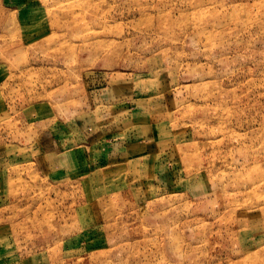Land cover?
Masks as SVG:
<instances>
[{"label": "rangeland", "instance_id": "1", "mask_svg": "<svg viewBox=\"0 0 264 264\" xmlns=\"http://www.w3.org/2000/svg\"><path fill=\"white\" fill-rule=\"evenodd\" d=\"M0 264H264V0H0Z\"/></svg>", "mask_w": 264, "mask_h": 264}]
</instances>
